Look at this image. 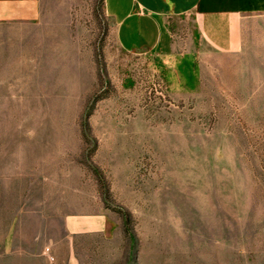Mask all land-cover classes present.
<instances>
[{"label":"rangeland","instance_id":"rangeland-1","mask_svg":"<svg viewBox=\"0 0 264 264\" xmlns=\"http://www.w3.org/2000/svg\"><path fill=\"white\" fill-rule=\"evenodd\" d=\"M169 34L123 50L104 0L0 25V264L50 263L38 215L99 213L59 264H264V12L234 51Z\"/></svg>","mask_w":264,"mask_h":264},{"label":"crops","instance_id":"crops-1","mask_svg":"<svg viewBox=\"0 0 264 264\" xmlns=\"http://www.w3.org/2000/svg\"><path fill=\"white\" fill-rule=\"evenodd\" d=\"M52 11L53 0H0V25L38 23ZM260 12H264V0H104V13L112 23L114 36L129 52H152L164 45L168 47L165 54L174 53L169 27L176 18L186 19L190 30L213 47L238 50L242 45V15ZM38 217L36 231L42 238H50L56 264L61 259L64 233L71 234L72 241L74 235L102 233L107 226L106 215L100 213L61 219L65 221L57 225L54 236L52 218Z\"/></svg>","mask_w":264,"mask_h":264},{"label":"built area","instance_id":"built-area-1","mask_svg":"<svg viewBox=\"0 0 264 264\" xmlns=\"http://www.w3.org/2000/svg\"><path fill=\"white\" fill-rule=\"evenodd\" d=\"M45 253L46 254H48V256H49V264H55L56 263V260H55V257H54V255L52 254V251H51V247H49V246H47L46 248H45Z\"/></svg>","mask_w":264,"mask_h":264}]
</instances>
